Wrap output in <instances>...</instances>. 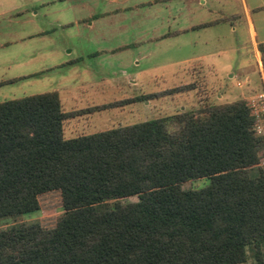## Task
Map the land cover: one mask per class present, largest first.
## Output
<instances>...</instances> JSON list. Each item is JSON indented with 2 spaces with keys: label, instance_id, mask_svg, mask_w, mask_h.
<instances>
[{
  "label": "trees",
  "instance_id": "1",
  "mask_svg": "<svg viewBox=\"0 0 264 264\" xmlns=\"http://www.w3.org/2000/svg\"><path fill=\"white\" fill-rule=\"evenodd\" d=\"M71 113L55 90L0 101V217L51 191L62 208L0 229V264H264L263 137L243 98L65 137Z\"/></svg>",
  "mask_w": 264,
  "mask_h": 264
},
{
  "label": "rangeland",
  "instance_id": "2",
  "mask_svg": "<svg viewBox=\"0 0 264 264\" xmlns=\"http://www.w3.org/2000/svg\"><path fill=\"white\" fill-rule=\"evenodd\" d=\"M17 1L24 2L32 10L38 9V14L32 16L31 22L18 20L15 29L36 31L46 27L52 31V34L43 38L32 37L25 42L15 44L13 48L16 59H21L23 47L28 45L32 48L39 44L48 45L51 43L61 45L64 48H69L72 45L77 48L78 45L94 44L90 38L93 37L92 34L96 29H104L105 36L111 44L118 41L135 42L110 55V66L104 68L105 71H117L118 66H123L128 73L137 77V85L132 86L125 82L124 85L121 84L120 89L115 88L113 84L105 89V93L112 101L108 103L110 104L109 109L105 114L107 113L106 116L111 117L113 124L109 123L107 126L105 122H95L84 126H65L64 135L66 137L92 133L112 125H119V123L130 124L144 119L170 115L182 110L195 112L208 104L222 103L238 98H243L249 104L254 95L264 90V50L258 49L255 59L249 57L244 49L218 55L217 60L228 62L234 68L236 67V75L229 77V71L234 68L229 69L219 65L216 69H212L207 67L205 59L189 58L190 60H184L189 55H195L199 50L197 47H190L177 41L183 36L178 37V39H162L158 42L145 40L148 33H152L151 30L162 31L170 26V16L166 15V12L170 11V0L148 6L127 7L113 18L106 19L103 24L101 23L102 20H97L93 30L88 26L90 19L81 21V18L86 17L88 6L105 7L107 6L106 1L84 0V5L79 3V6L76 4L71 6L69 0L63 2L60 0ZM134 1L128 0L127 4L131 5ZM110 5L114 6L115 4ZM76 18L80 20L75 22ZM8 50L12 49L9 48ZM135 56L137 58H134ZM245 68L252 72V76L249 80L242 82L245 79V74L239 70ZM10 71L4 75H11L12 72ZM31 80L30 85H26L28 81L24 78L2 85L0 87V101L39 92L38 89L42 87L41 81L38 79ZM186 83H193V87L167 94L160 93L163 90ZM33 88L37 89L34 90ZM123 91L128 95L139 94L140 91L151 95L145 99L139 98L138 95V98L132 102H126L124 99H120ZM218 93L222 95L217 96ZM113 100L118 102L114 103ZM181 107L184 109L180 110ZM177 127V125L170 124L172 129ZM260 135L263 137V145L260 150L258 165L264 171V135ZM208 183V177H200L184 181L182 187L200 188ZM136 198V196H129L123 201L136 200ZM39 201L40 205L36 210L1 216L0 229L32 221H39L44 227L52 226L62 211L58 192L51 191L42 194ZM239 264H257L253 250H249L246 261Z\"/></svg>",
  "mask_w": 264,
  "mask_h": 264
},
{
  "label": "crops",
  "instance_id": "3",
  "mask_svg": "<svg viewBox=\"0 0 264 264\" xmlns=\"http://www.w3.org/2000/svg\"><path fill=\"white\" fill-rule=\"evenodd\" d=\"M69 1L71 6H79V3L84 5V0ZM103 1L107 2V6H88L86 17L81 18V21L90 19L88 26L91 30L97 20H102L103 24L106 19L113 18L127 7L148 6L166 0H135L131 5L127 4L128 0ZM112 3L115 5L111 6ZM37 14L38 9L32 10L24 2L0 0V87L24 78L28 81L26 85L32 83L31 79L41 81L42 87L36 93L57 91L62 110L72 112L63 120V133L65 126H84L95 122H105L109 126L111 117L106 116L105 112L109 109L108 103L112 101L105 89L110 84L120 89L125 82L137 85V77L128 73L123 66H118L117 71H105L104 68L110 66V55L129 47L134 41L111 44L105 36V30L96 29L90 38L94 44L78 45L77 48L74 45L64 48L51 43L32 48L28 45L23 47L21 59H16L13 48L15 44L32 37L43 38L52 34L46 27L36 31L15 29L18 20L31 22L32 16ZM166 15L170 16V26L162 31L151 30L152 33H148L145 40L158 42L183 36L177 41L199 50L184 60L205 59L207 67L212 69L219 65L234 68L228 62L217 60V56L222 53L224 55L229 51L244 49L249 57L255 59L258 44H264V0H170V11ZM76 20L80 19L76 18L75 22ZM9 48L12 50H8ZM235 68L229 71V77L236 75ZM7 71L12 72L11 75H4ZM239 71L245 74L242 82L252 76V72L246 68ZM12 78L16 79L6 81ZM143 94L147 93L140 91L139 94L128 95L123 91L120 99L132 102ZM221 95L218 93L217 96ZM182 109L184 108L181 107L180 110ZM113 126L118 125L111 127Z\"/></svg>",
  "mask_w": 264,
  "mask_h": 264
},
{
  "label": "built area",
  "instance_id": "4",
  "mask_svg": "<svg viewBox=\"0 0 264 264\" xmlns=\"http://www.w3.org/2000/svg\"><path fill=\"white\" fill-rule=\"evenodd\" d=\"M248 105L254 115L255 132L264 135V90L254 95Z\"/></svg>",
  "mask_w": 264,
  "mask_h": 264
}]
</instances>
